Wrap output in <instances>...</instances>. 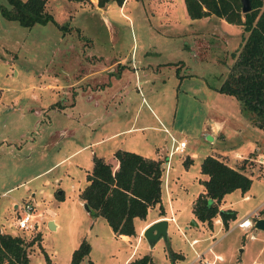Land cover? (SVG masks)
Here are the masks:
<instances>
[{"label": "rangeland", "instance_id": "1", "mask_svg": "<svg viewBox=\"0 0 264 264\" xmlns=\"http://www.w3.org/2000/svg\"><path fill=\"white\" fill-rule=\"evenodd\" d=\"M46 11L57 25L27 28L0 15V230L39 236L27 248L28 264H46L43 252L68 264L82 239L90 250L80 264H122L131 245L85 210L78 196L84 175L92 156L109 162L116 149L158 156L164 166L170 136L187 141L185 152L170 158L176 221H169L166 241L149 246L142 237L136 256L172 264L170 252L181 251L185 261L174 263L186 264L196 256L188 246L196 237L198 253L217 243L192 264H209L213 253L221 256L213 264H264V231L250 228L249 238L236 226L264 202V129L234 97L218 92L246 36L241 26L214 15L190 19L183 0H126L99 9L90 0H48ZM206 155L242 165L252 179L246 192L224 194L219 208L236 213L226 227L219 216L210 227L189 224ZM162 197L169 217L163 191ZM26 202L33 227L20 231L14 227ZM157 212L156 205L147 215Z\"/></svg>", "mask_w": 264, "mask_h": 264}, {"label": "trees", "instance_id": "2", "mask_svg": "<svg viewBox=\"0 0 264 264\" xmlns=\"http://www.w3.org/2000/svg\"><path fill=\"white\" fill-rule=\"evenodd\" d=\"M9 7L0 4V15L16 21L23 27L36 23L46 24L55 19L46 11L48 0H6ZM72 1V0H68ZM85 2L88 0H73ZM126 0H97L99 8L114 3L121 7ZM185 12L190 19L214 15L227 23L240 25L246 32L241 34L238 49L231 53L233 62L225 79L220 83L219 93L234 97L241 108L252 114L253 124L264 129V0H249V12L240 11V0H183ZM62 27V26H60ZM114 167L100 156H92V168L84 175L86 184L79 191V198L87 204L91 216H102L111 232L116 235L136 236L134 218L145 219L151 207L161 206L163 166L161 159L145 158L134 151L116 149ZM189 161L192 159L188 158ZM185 161V166L188 164ZM239 169L229 166L224 160L206 155L200 163L203 192L198 193L192 203L191 212L196 219L208 227L212 219L219 216L223 227L234 220V210L219 208L224 194L238 190L247 191L252 179ZM58 198L61 194H57ZM264 217V208L259 211ZM39 236L26 240L16 234L0 231V264H28L30 247ZM90 245L82 239L71 251L68 264H80L89 255ZM46 264H55L44 253ZM171 256L177 255L171 251ZM151 257L144 254L127 264H147ZM87 264H93L87 260Z\"/></svg>", "mask_w": 264, "mask_h": 264}, {"label": "crops", "instance_id": "3", "mask_svg": "<svg viewBox=\"0 0 264 264\" xmlns=\"http://www.w3.org/2000/svg\"><path fill=\"white\" fill-rule=\"evenodd\" d=\"M96 1L97 0H90V2H91V4L92 5H94L95 7H97V5H96ZM113 5V3H109V5H107V7L109 8L110 6H112ZM98 9H99V7H97ZM238 44H239V42H238ZM238 47V46H237ZM217 128H218V125H215V126H213L212 127V130L214 131V132H216L217 131ZM182 138H180L179 140H181ZM171 144V143H170ZM170 147V146H169ZM169 147H168V149H169ZM141 156H143V157H145V158H148V157H146L145 155H142V154H140ZM188 156V158H191V154H188L187 155ZM259 156H261V155H259ZM258 156V157H259ZM149 158H153V159H161L160 157H158V156H156L155 158L154 157H149ZM162 160V159H161ZM109 163H111L112 165H114V167H116L117 166V161L115 160V158L114 157H112V158H110L109 159ZM170 170V169H169ZM168 175H169V172H168ZM205 178H207L206 176H205ZM205 179H201V183H202V181H204ZM174 185V183H171V185ZM202 191H200L199 193H201V192H203V185H202ZM163 189V190H162ZM161 189V206H162V209H163V213H164V211H165V208H164V206H163V202H162V199H163V197H162V191H163V195L165 196V201H166V204H167V206H168V209H169V212H170V214H172V211H173V205H172V195L174 196V193L172 194V190L174 189V187H170V182H169V178H168V182H167V189L166 190H164V188H162ZM246 192V191H245ZM245 196H247V195H244V197ZM197 197V196H196ZM195 197V198H196ZM248 197V196H247ZM194 198V199H195ZM82 201V200H81ZM194 201V200H193ZM193 201H192V203H193ZM83 202V201H82ZM84 203V202H83ZM192 205V204H191ZM261 205V204H260ZM260 205L258 206V207H260ZM156 206V205H155ZM155 206H153V207H155ZM258 207H256V209L258 208ZM220 209H222V210H224L223 208H220ZM51 213H50V212ZM48 212L51 214V215H53L54 214V212L53 211H51L50 209H48ZM148 212V211H147ZM191 214H192V212H191ZM174 215V214H173ZM163 217H168L167 215H165V214H162V215H159V213L157 212V213H155L154 215H151V216H148L147 215V213H146V217H145V219H140V218H134V228H135V231H136V233L138 234L136 237L135 236H133V237H130V236H126V235H116V234H113L112 232H111V230H110V234L112 235V237H118L119 239H121V240H123V241H126V242H129L130 243V245H131V247H130V251H129V253H125L124 254V257H123V263L122 264H127L129 261H131V260H133L134 258H136L137 256H136V254H137V248H138V246H139V244H140V242H141V240L143 239L142 237V234H141V232L143 231V229L144 228H146L148 225H150L153 221H156V220H158V219H160V218H163ZM174 218H175V216H174ZM192 218L196 221V223H197V225L195 226V227H198L199 226V224H204V223H202V222H200V221H198L197 219H196V217H195V215L194 214H192ZM97 221V218L96 219H93V223H95ZM138 221V222H137ZM175 221H176V219H175ZM217 222V221H216ZM55 223V222H54ZM57 224L55 223V226H56ZM93 225V224H92ZM109 227V226H108ZM167 228H168V226H167ZM110 229V228H109ZM192 239H198V238H196V237H193ZM199 241L197 242V243H195V244H193V245H191V246H189V247H191L192 248V250H193V252L194 251H196V252H198V250H196L197 248H196V245L200 242V239H198ZM201 240H203V241H207V237L206 238H201ZM190 241V240H189ZM217 243V241L216 240H214L213 242H209L208 244H207V246L205 247V248H203L199 253H204V256L209 252V251H213L212 250V248L214 247V245ZM189 244V243H188ZM208 246H211L210 247V250H207V247ZM174 252H176V254L177 255H175V256H171L170 255V257H171V262H172V264H175L174 262L178 259V258H180V259H182L181 261H185V256L183 255V253L181 252V251H174ZM210 253V252H209ZM214 255L216 256V257H214ZM195 257L196 256H194L193 258H191V259H189V261L188 262H186V264H192V263H194V262H196L195 261ZM214 258H216L215 260H220L221 259V256L220 255H218V254H215V253H213V259ZM211 260L210 262H209V264H213V262H214V260ZM180 261V262H181ZM207 262V261H206Z\"/></svg>", "mask_w": 264, "mask_h": 264}, {"label": "built area", "instance_id": "4", "mask_svg": "<svg viewBox=\"0 0 264 264\" xmlns=\"http://www.w3.org/2000/svg\"><path fill=\"white\" fill-rule=\"evenodd\" d=\"M170 147L168 149V153L164 159V166H163V174H162V185L164 190L167 189V182H168V172L170 169V158L172 155L176 154V155H181L185 152L186 146H187V141L184 139L181 140H176L174 139L172 136H170ZM244 198H247V196H245ZM15 208H17V205H14ZM260 207H264V202L261 203ZM260 207H258L256 210L252 211L249 215L245 216L242 220H240L239 222L236 223V226L242 230H247L249 231L250 228L252 227L253 224V220L255 218H259L258 215V209H260ZM19 209L21 210L22 215L16 218V224L15 227L17 230L23 231V230H28L31 229L33 227V224L30 222L31 218H30V212L32 210V205L30 203H24L23 206H19ZM250 217H253L252 219ZM165 218L168 223L169 221H173L175 222V218L174 215L171 214L169 217H163ZM36 227V226H35ZM1 232H7V231H2ZM10 233V232H9ZM249 233V238H253L254 236ZM12 234V233H11ZM199 240L198 239H191L188 243L189 246L197 243ZM211 246L207 247V250H210ZM196 253V260L200 259L202 256V253H198L196 251H194ZM214 257H216L214 255ZM216 258H214L213 260H215ZM195 260V261H196ZM190 264V263H189Z\"/></svg>", "mask_w": 264, "mask_h": 264}, {"label": "water", "instance_id": "5", "mask_svg": "<svg viewBox=\"0 0 264 264\" xmlns=\"http://www.w3.org/2000/svg\"><path fill=\"white\" fill-rule=\"evenodd\" d=\"M240 4H241L240 11L242 13L249 12V10H250L249 0H240ZM207 138L209 140H211L210 136H207ZM83 205H84L85 210L89 212L90 209L88 208L87 204L83 203ZM189 224L193 225V226L197 225V223L194 219H191ZM167 226H168V221L165 218H160L156 221H153L150 225H148L146 228H144L141 233H142L143 238L148 243V245L152 246V244L159 239H163L166 241ZM48 227L50 229H54V223L52 221H49ZM252 227L255 230H260V231L263 230L264 231V217L255 218L253 220Z\"/></svg>", "mask_w": 264, "mask_h": 264}, {"label": "bare ground", "instance_id": "6", "mask_svg": "<svg viewBox=\"0 0 264 264\" xmlns=\"http://www.w3.org/2000/svg\"><path fill=\"white\" fill-rule=\"evenodd\" d=\"M142 234V233H141Z\"/></svg>", "mask_w": 264, "mask_h": 264}]
</instances>
